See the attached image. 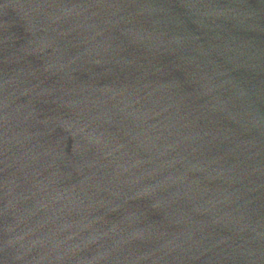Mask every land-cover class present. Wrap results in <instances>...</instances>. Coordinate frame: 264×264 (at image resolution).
<instances>
[{
	"label": "water",
	"instance_id": "obj_1",
	"mask_svg": "<svg viewBox=\"0 0 264 264\" xmlns=\"http://www.w3.org/2000/svg\"><path fill=\"white\" fill-rule=\"evenodd\" d=\"M0 264H264V0H0Z\"/></svg>",
	"mask_w": 264,
	"mask_h": 264
}]
</instances>
